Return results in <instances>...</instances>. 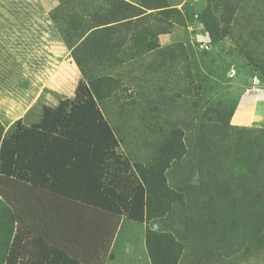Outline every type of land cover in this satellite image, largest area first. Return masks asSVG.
Returning <instances> with one entry per match:
<instances>
[{
  "label": "rangeland",
  "instance_id": "rangeland-1",
  "mask_svg": "<svg viewBox=\"0 0 264 264\" xmlns=\"http://www.w3.org/2000/svg\"><path fill=\"white\" fill-rule=\"evenodd\" d=\"M39 1L41 10L35 8L33 0H24L20 5V0H0V22L21 20L25 23L20 31L12 28L13 35L8 23L5 31L0 29V125L4 133L11 130V124L7 122L23 114L24 108L31 107L20 119L23 127L28 128L38 121L42 106L53 108L59 100H72L76 86L80 85L81 89L87 80L105 77L110 92L103 100L97 101V105L118 140V161L114 162L115 165L108 163V171L132 176L131 164L149 167L170 133L179 129L187 155L168 172L171 188L180 190L182 179L189 185L196 186L200 181L207 185L214 173L216 178L212 183H223L224 174L229 177L227 181L235 179L237 170L228 169L226 162L223 165L212 163L218 156L217 150L229 146L226 140L234 135V129L264 130V78L252 65L256 60L264 61V0H158L163 9L176 8L180 13V16L172 14L168 21H164L165 25L171 26L168 34L147 37L146 41L133 44L134 38L145 29L146 22L156 26L154 18L139 19L131 24L118 22L109 25L107 42L111 45L110 50L91 47L96 54L91 60L78 49L75 54L80 58L79 66L69 55L54 68L47 53L57 49L49 30L52 25L50 10L58 5L59 0H53V3ZM61 2L65 8L64 17L75 14L82 19V28L99 24L113 12L112 0ZM228 2L232 6L237 4L234 18L238 17L240 24L235 25L233 36L241 33L242 45L236 46L230 37L217 46L212 45L201 19L210 10L219 28H223L219 16L224 13ZM25 12L30 17H17ZM241 26L245 28L243 31ZM249 32L254 33L252 38L245 34ZM259 32L263 33L261 38L255 34ZM6 34L15 38L9 39ZM32 37L33 45L29 43ZM148 45L151 51L146 52ZM240 47L245 53L250 52L254 60L250 61V55L240 53ZM30 64L33 65L28 66ZM8 95L25 101L21 113L18 114L12 101L8 102ZM199 138L208 144L206 148L196 146ZM225 166L228 171L223 174L220 171ZM4 191H12V197L26 201L17 210L23 212L24 218L31 219L28 229L33 233H38V227L50 214L46 206L57 216L55 230L66 231L67 221L71 219L69 223H73L72 206L65 205L66 208L59 213L60 206L64 205L48 206L58 200H49L45 194L37 197L40 204L35 205L32 201L36 198L32 195L34 190L16 182L14 185L11 182L0 184V208L5 205ZM191 204L194 206L188 203L175 205L169 218L155 221L150 226L154 230L168 229L177 240L184 242L183 264H264V247L251 237L255 233L245 234L243 224L238 220L241 206L231 207L237 215L236 226L232 225L230 232H226L216 223V219H223V214L208 213L203 209L204 205ZM46 211L49 212L47 215ZM91 212L86 211V214L92 215ZM61 218L67 221L62 224ZM75 221L79 222L77 216ZM92 225L90 237L98 236V241L93 240V247L81 249L86 257L89 255L84 263L103 264L114 237L115 245L111 251L109 249L107 264H149L143 224L122 218L115 234L116 223L112 218L98 216ZM84 240L87 242V238Z\"/></svg>",
  "mask_w": 264,
  "mask_h": 264
},
{
  "label": "trees",
  "instance_id": "trees-1",
  "mask_svg": "<svg viewBox=\"0 0 264 264\" xmlns=\"http://www.w3.org/2000/svg\"><path fill=\"white\" fill-rule=\"evenodd\" d=\"M22 1L17 4L20 5ZM50 1L53 3V0ZM112 1L113 12L89 28H82V19L75 14L64 17L62 12L65 8L61 0L50 10L52 25L49 30L57 49L47 53L52 59L53 68L69 55L79 66L81 61L75 54L78 49L80 54L91 60L96 58L91 47L110 50L111 45L107 42L109 25L118 22L131 24L139 19L145 21L154 18L156 26L148 21L142 34L134 36L133 44H138L141 40L146 41L147 37L168 34L171 26L165 25L164 21H168L172 14L180 16L176 8L163 9L158 0ZM39 2L33 0V5L41 10ZM236 6V3L232 6L231 2L225 4L224 15L219 16L223 28H219L210 10L201 19L212 45H219L226 37L232 38L236 46L242 45V34L233 36L235 25L240 24L238 17L234 18ZM25 17H30L27 12ZM259 18L263 20L260 14ZM242 27L240 30L243 31L245 28ZM245 34L248 38L254 36L252 32ZM255 34L258 38L263 36L262 32ZM145 51H151L149 45ZM242 52L245 53V50L240 47ZM245 55H250V61L254 60L250 52L247 51ZM252 65L264 78V61L256 60ZM79 86H76L72 100H59L53 108L42 106L38 121L28 128L17 120L11 125V130L4 133L0 125V184L11 182L14 185L16 182L21 187L33 189L37 194L32 193L36 197L32 199L35 205L40 204L38 196L44 194L49 200H58L47 205L63 204L59 213L66 208L65 205L74 208L73 223H69L71 219L67 221L68 217L61 218L62 224L67 221V230L59 232L55 230V212L44 204L50 214L47 215L49 212L46 211L44 224H40L38 233H33L28 229L31 219L24 218L23 212L17 210L26 201L18 196L12 197V191H4L5 205L0 208V264H88V261H84L89 255L86 257L81 249L84 246L86 249L93 247V240L98 241V236L90 237L89 234L90 226L98 216L114 219L116 227L113 229L118 227L121 218L143 224L144 247L149 264H183L184 242L177 240L168 229L154 230L150 226L155 221L169 218L175 205L185 203L204 205L203 209L208 213L223 214V219H216V223L220 230L226 232H230L237 217L231 207L241 206L238 220L243 224L245 234L255 233L251 237L256 244L264 247L263 129H234V135L226 140L229 148L223 146L217 150L218 156L212 165L226 162L228 169L237 170L235 179L227 181L229 177L226 178L224 173L228 169L225 166L220 171L224 174L223 183H212V179L216 178L214 173L207 185L204 181L196 186L189 185L182 179V187L175 190L169 186L167 175L172 166L187 155L182 132L175 129L170 133L149 167L140 163L131 164L132 176H120L108 171V163L118 161V140L97 105V101L103 100L110 92L108 81L105 77H95L87 80L81 89ZM200 139L196 146L206 148L208 144ZM90 210L92 215L86 214ZM94 214L97 216L94 217ZM75 216L79 222L75 221ZM84 238H87V242Z\"/></svg>",
  "mask_w": 264,
  "mask_h": 264
},
{
  "label": "crops",
  "instance_id": "crops-1",
  "mask_svg": "<svg viewBox=\"0 0 264 264\" xmlns=\"http://www.w3.org/2000/svg\"><path fill=\"white\" fill-rule=\"evenodd\" d=\"M22 14H19V16L17 15V17L18 18H21V17H23V16H25V14L24 15H22ZM1 18V17H0ZM14 22H16V24L14 23ZM8 24H10V29H11V34L13 35V33H14V30H12V28H14V29H18V31H20L21 30V25H24L25 23L24 22H21V20L19 21V22H17V21H13L12 23H9V22H7ZM24 23V24H23ZM16 25V26H14L13 27V25ZM26 24H27V21H26ZM5 25H6V20H2V22H0V29L2 30V32H3V30H4V28H5ZM12 26V27H11ZM5 31V30H4ZM15 33H16V31H15ZM12 35H7L6 34V36H10V38L9 39H11V37L13 38H15V36H12ZM46 35V34H45ZM3 36V35H2ZM3 38H5V34H4V36H3ZM29 43L31 44V45H33V44H35V41H34V37H32V38H30V40H29ZM51 43V42H50ZM29 46V45H28ZM44 47H46V44L45 45H43ZM21 55H23V54H21ZM65 59V58H64ZM36 61V60H35ZM28 63V62H27ZM33 64H30V65H28V66H32ZM50 72H53V69H51V71ZM36 76V75H35ZM37 77V76H36ZM29 79V78H28ZM33 80H31L30 79V82H32ZM27 83H29V81L27 80ZM26 87V86H25ZM8 97H10L9 99H7L8 100V102H13V107L14 108H16V111L18 112V114L19 113H21V111H23V107L25 106V101H22L21 99H18V97H12L11 95H8ZM21 97V96H20ZM31 107H29V108H24V112H23V114H21V115H19L18 117H14V119H13V121H11V122H7V123H9V124H13L14 122H16L17 120H20L27 112H28V110L30 109ZM8 116V115H7ZM121 221H122V218H121V220H120V223H121ZM119 223V224H120ZM19 226V225H18ZM20 227V226H19ZM142 229V228H141ZM142 232V231H141ZM143 232H144V230H143ZM115 233H118V227L116 228V232ZM114 233V234H115ZM117 239V235H116V238H115V240ZM114 245H115V241H114V237H113V240H112V243H111V245H110V247L108 248V252H107V257H106V260H105V262L103 263V264H107V260H108V258H109V255H110V251H111V249L114 247ZM109 249H110V251H109Z\"/></svg>",
  "mask_w": 264,
  "mask_h": 264
}]
</instances>
